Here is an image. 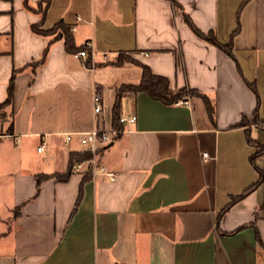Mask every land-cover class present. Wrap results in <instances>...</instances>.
<instances>
[{"label": "crops", "instance_id": "0c3cea01", "mask_svg": "<svg viewBox=\"0 0 264 264\" xmlns=\"http://www.w3.org/2000/svg\"><path fill=\"white\" fill-rule=\"evenodd\" d=\"M176 1L49 0L42 27L74 26L76 45L92 43L91 64L58 39L33 69L48 40L30 28L39 14L0 0V103L15 71L0 110V264H264V152L254 159L262 181L223 211L257 178L247 136L264 145V0ZM183 11L220 43L232 39L233 56L198 37ZM121 52L172 89L205 93L213 119L199 95L167 104L124 94L119 113L136 121L97 155L116 178L56 179L85 150L76 133L113 128L116 88L140 81V66L112 63Z\"/></svg>", "mask_w": 264, "mask_h": 264}, {"label": "trees", "instance_id": "16d2710c", "mask_svg": "<svg viewBox=\"0 0 264 264\" xmlns=\"http://www.w3.org/2000/svg\"><path fill=\"white\" fill-rule=\"evenodd\" d=\"M27 1L28 0H23L25 7L29 10H35L39 14V19L37 21L31 23V25H30L31 30L36 34L43 35V36L47 37V39H48L47 43L44 47V50L42 52L41 57L38 60L30 63V65L33 69H35L39 64H41L44 61L50 45L55 40L62 39L64 41V45H65L66 50L72 54H74L76 51H78L79 49L84 47V44H81V45L75 44L73 32H72L70 26L68 24H66L63 20H59L58 22L54 23L49 28H43L42 27L44 19H45L47 8L49 6V0L40 1L37 4L36 9H32L28 5ZM173 1L175 3H178L176 0H173ZM183 19H184L185 23L189 26V28L198 37L204 39L205 41H207L209 43H212V44L218 46L224 52H226L228 55L233 56L232 39H230L227 43H220L219 41H217L213 31H206L205 32V31L201 30L192 21L190 16L184 11H183ZM237 30H238V25L236 26L235 30L233 31V34ZM85 62L88 66H90L91 61H90L89 57L86 59ZM124 62H131V63H134V64L140 66L141 78H140V81L136 84H122L118 88H116L115 99H114V103L112 106L113 128H115V129H122L123 128L122 123L119 121L121 97L124 94L133 93V92H137V91H145L152 98L158 99L161 102L167 103V104L173 103L177 98L183 97L186 95H199L204 99L206 106H207V110L209 112V115L213 119V117H214V106L211 103V101L209 100V98L207 97V95L205 93H203L202 91H199L197 89L185 88V87L172 89L170 87L168 77L155 74L147 64L138 61L137 59H135L134 57H132L131 55H129L127 53H122V52L119 53L118 56L116 57V59L114 61H112L113 64H118V65L122 64ZM14 76H15V71H13L12 76L9 80L7 98L4 102L0 103V109L6 105L11 104V102L13 100ZM248 85L257 94V90H256L254 82H248ZM257 98H258V96H257ZM0 115H1V113H0ZM244 119H245V116L243 115L241 118V121H240L241 124H244ZM253 119L255 121H258V115H257L256 111H254V113H253ZM262 123H263L262 126L264 127V122H262ZM7 130L9 132H11L13 130L12 125L9 126L7 128ZM247 140L249 143H251L253 146H255V151H254L253 155L251 156V161H252L253 165L256 167L257 178L247 189H245V191L242 194L233 196L230 199V201L225 205V207L223 208V211L226 210L229 206H231V204H233V202L236 201L240 196L244 195L246 192L255 188L263 179V172L260 168H258L256 166L254 159L257 155L264 152V145H261L260 143H258L256 140L250 138L249 136H247ZM90 156H91V152H89L87 150L71 151L69 154V157H68L67 170L64 173H54L53 176L58 180L65 179L68 176V174L71 173V167L75 161L84 160V159L89 158ZM87 173H90V171L87 170ZM41 176L42 175H37V182L40 180ZM257 240L259 242L260 241L262 242L259 235H257Z\"/></svg>", "mask_w": 264, "mask_h": 264}, {"label": "built area", "instance_id": "2783aa9c", "mask_svg": "<svg viewBox=\"0 0 264 264\" xmlns=\"http://www.w3.org/2000/svg\"><path fill=\"white\" fill-rule=\"evenodd\" d=\"M75 19H79L80 17L76 14ZM71 29H74V26H71ZM92 43L90 41L84 42V47L76 51L73 55L76 57L86 58L89 55H93V51L91 50ZM188 101L185 99H178L176 104L187 103ZM93 110L95 112H99L101 110V99L100 96L95 93L93 94ZM136 114L129 113V114H120L119 121L124 123H133L136 121ZM122 129H115V128H97L93 127L86 131H80L76 134L79 135V140L82 144L85 145V150L91 152V156L84 160L75 161L72 164L71 171H92V173L102 172L109 176L111 180L116 178V173L114 171L108 170L104 165H102L98 161V152L99 150L106 146L110 140L118 133H120ZM74 133L68 132L65 133L66 141H69ZM44 147L43 144L38 146V150H42ZM203 155L206 156L207 152H203Z\"/></svg>", "mask_w": 264, "mask_h": 264}, {"label": "rangeland", "instance_id": "374dc122", "mask_svg": "<svg viewBox=\"0 0 264 264\" xmlns=\"http://www.w3.org/2000/svg\"><path fill=\"white\" fill-rule=\"evenodd\" d=\"M1 109H2V108H1ZM1 109H0V110H1Z\"/></svg>", "mask_w": 264, "mask_h": 264}]
</instances>
